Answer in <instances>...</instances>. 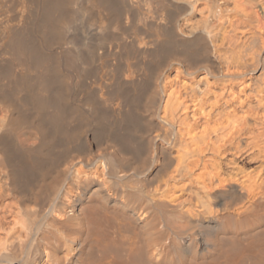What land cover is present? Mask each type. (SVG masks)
Here are the masks:
<instances>
[{
    "label": "bare ground",
    "instance_id": "obj_1",
    "mask_svg": "<svg viewBox=\"0 0 264 264\" xmlns=\"http://www.w3.org/2000/svg\"><path fill=\"white\" fill-rule=\"evenodd\" d=\"M0 264H264V0H0Z\"/></svg>",
    "mask_w": 264,
    "mask_h": 264
}]
</instances>
